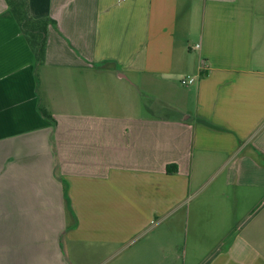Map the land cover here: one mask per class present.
Returning <instances> with one entry per match:
<instances>
[{
	"label": "crops",
	"instance_id": "0c3cea01",
	"mask_svg": "<svg viewBox=\"0 0 264 264\" xmlns=\"http://www.w3.org/2000/svg\"><path fill=\"white\" fill-rule=\"evenodd\" d=\"M26 1L54 24L39 65L0 0V264L183 228L202 264H264V0Z\"/></svg>",
	"mask_w": 264,
	"mask_h": 264
},
{
	"label": "rangeland",
	"instance_id": "374dc122",
	"mask_svg": "<svg viewBox=\"0 0 264 264\" xmlns=\"http://www.w3.org/2000/svg\"><path fill=\"white\" fill-rule=\"evenodd\" d=\"M185 79L189 84L190 78L187 77ZM146 103L149 107H151V105L155 106L154 104H156L152 99H145V104ZM206 176L207 178L205 181L209 179L207 182L208 184L200 189L198 195L220 185L224 178V173L212 172L206 174ZM238 218L242 220L243 217L239 216ZM151 235L150 233H145L137 242L129 245L125 254L122 253L111 259H104L101 257L94 258L86 264H202L201 262L217 249V245H206L204 247H199V245H197V247H195V243L190 238V233L184 228L174 233L175 239L173 242H168L167 232L161 231V239L157 242L158 246L156 245L153 248H150L151 243L146 244ZM140 247L143 251V255H138L137 257L133 255L130 256L134 250L136 251Z\"/></svg>",
	"mask_w": 264,
	"mask_h": 264
},
{
	"label": "trees",
	"instance_id": "16d2710c",
	"mask_svg": "<svg viewBox=\"0 0 264 264\" xmlns=\"http://www.w3.org/2000/svg\"><path fill=\"white\" fill-rule=\"evenodd\" d=\"M5 2L10 14L19 25L21 33L29 44L36 63L39 65L43 64L45 58L47 28L54 24V22L50 19L33 20L28 14L26 0H5ZM41 114L48 119L53 126L55 125V121L46 111L41 110ZM67 209L69 210L68 206Z\"/></svg>",
	"mask_w": 264,
	"mask_h": 264
},
{
	"label": "built area",
	"instance_id": "2783aa9c",
	"mask_svg": "<svg viewBox=\"0 0 264 264\" xmlns=\"http://www.w3.org/2000/svg\"><path fill=\"white\" fill-rule=\"evenodd\" d=\"M181 84L184 85V86H186L187 85L186 79H182Z\"/></svg>",
	"mask_w": 264,
	"mask_h": 264
}]
</instances>
